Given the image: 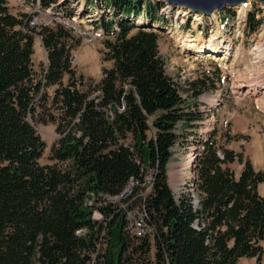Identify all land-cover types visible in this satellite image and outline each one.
Here are the masks:
<instances>
[{"label": "trees", "instance_id": "16d2710c", "mask_svg": "<svg viewBox=\"0 0 264 264\" xmlns=\"http://www.w3.org/2000/svg\"><path fill=\"white\" fill-rule=\"evenodd\" d=\"M86 7L106 11L97 25L105 35L103 59L112 66L103 70L97 93L71 69L75 43L66 29L57 24L36 32L28 15L15 16L0 0V264H152V248L153 264H237L240 258L259 264L263 172L246 161L236 178L228 166L241 157L222 149L220 158L214 137L193 132V143L203 147L196 164L199 207L186 196L176 199L168 186L175 129L190 128L200 116L184 97L196 99L206 84L185 88L167 74L159 31L151 26L168 21L161 4L86 0ZM254 15L247 31L261 24ZM33 34L47 58L39 78ZM48 123L58 137L51 164L41 165L45 145L35 126ZM148 174L149 191L141 196ZM132 179L139 183L133 205L144 207L153 237L127 233L116 206L97 207L101 217L94 219L85 204L90 193L116 195Z\"/></svg>", "mask_w": 264, "mask_h": 264}, {"label": "rangeland", "instance_id": "374dc122", "mask_svg": "<svg viewBox=\"0 0 264 264\" xmlns=\"http://www.w3.org/2000/svg\"><path fill=\"white\" fill-rule=\"evenodd\" d=\"M60 1L61 0H52V7L59 6L58 3ZM6 3L12 7L10 11L15 16L27 14L29 16L30 27L36 32L40 30V26L54 27L55 24L59 23L57 18H53V11L50 13L45 10L28 7V5H20L18 4L19 2H15V0H6ZM16 4L20 6H17ZM63 6L70 8L73 15L79 13L75 6L72 7V4L68 5L65 2ZM89 11L90 13H93L92 9ZM181 18H186V16H183L182 13L177 14L174 21H178ZM253 18H255V16H253ZM257 20L261 22V29L251 37L250 41L244 40L246 41L244 42V51L238 53L233 62L232 57L228 58L226 62H221L219 57L207 56L217 54L218 47L217 49L214 48L210 51L203 50V52L212 53L207 55H204L203 52H196L193 48L185 49V43L184 46H181L184 49L182 50L175 40L177 37L176 34L181 31L180 28L176 29L174 34H172L174 30H160L158 32V50L160 56L165 62L167 74L185 88L189 86V82H204L206 85H204L205 89H202V92L210 94L211 97L216 96L217 98V105L209 106L203 103V96L197 100H195L194 95L192 94L184 97L186 105L200 109H198L200 116L192 123L190 128L179 123L175 129L179 138L175 147L171 150L172 158L170 159L167 169L168 183L175 191H178L177 184H175V180H177V176L175 177L176 172L180 170L185 172V177L183 179L185 184H187L185 181L186 178L191 181L194 176L195 168L197 169V160L200 157L198 156L194 159L195 166H193V164L187 166L186 159L188 156H186V154L191 150V146L195 144L193 143L191 145L190 143L193 132L197 133L204 130V128L208 129L203 131L204 133L210 134L211 137L215 138L218 151L221 152L222 149L232 150L236 155L241 157L242 161L235 163L234 165L231 164V169H233L236 174L240 172L246 161H249L250 163L256 162L257 164H261L264 168V106H258L256 103V99L261 98L262 96L261 93L264 89V80L261 81L255 79L256 82L258 81L257 84L259 86L262 84L261 89H259L258 86L253 94L246 96H238L235 94L232 90V85H230L231 80L236 81L237 78L248 77L249 74H255L258 70V67L253 63V49L256 47L255 45L257 43L264 45V12L261 17L257 18ZM180 21H178V24L183 25L184 23H179ZM173 25L176 26V22H173ZM184 25L182 37H185L186 29L190 28L188 20ZM72 28L74 35H71L73 40L69 43L72 44V42H74L75 48L71 51V69L73 70L75 77L82 75L85 78L86 88L91 84L92 92L97 93L95 86L101 80L103 70L112 66L111 62L103 59V42L105 39L101 36L94 38L89 34L90 32L84 31L81 24H73ZM197 36L185 41L189 42V40L193 38H199L202 40L203 45L207 46V49L215 47V42H211V38L205 40L202 36H199V33ZM33 38L32 69L36 73L37 78H39L42 69L45 67L47 58L41 38L36 34H33ZM221 53L222 51H220L219 54ZM67 82L68 77L65 76L63 78V83L66 84ZM197 86L199 87L200 84ZM53 89V87L46 89L48 95L52 94ZM35 129L45 145L38 162L41 165L51 164V161L49 160L50 149L58 137L55 132V125L52 123L37 124ZM194 147H196V145L193 146V148ZM260 172L264 173V171ZM173 178L174 182L171 183ZM146 184L148 183L146 182ZM146 192L147 188L143 194ZM94 215L97 217L95 212ZM151 241L153 242V240ZM102 248H106V244L102 243L101 246H99V252L102 251ZM153 252L154 248H152V252L150 253L152 264Z\"/></svg>", "mask_w": 264, "mask_h": 264}, {"label": "built area", "instance_id": "2783aa9c", "mask_svg": "<svg viewBox=\"0 0 264 264\" xmlns=\"http://www.w3.org/2000/svg\"><path fill=\"white\" fill-rule=\"evenodd\" d=\"M17 1L20 2L23 0H17ZM150 3L151 4H156V3L161 4L160 13L163 14L164 17L168 20L166 25L169 27L174 26L175 32H176V29L178 28L182 30V26L188 20L190 23V29H188V31H195L199 29L200 36H204L206 40L210 39L211 37H217V39H215L213 42H217V47L219 50L218 54L207 55V54H212V53L207 52L206 55L219 57L221 62H226L228 57H230L229 55L231 54V52L232 53L234 52V54H236V52L239 50L240 47L243 48V46L241 45H242L244 38L250 41L251 37L255 33H257L259 29H261L262 27V25L260 24V26L258 27L256 31L254 32L247 31V24H248L247 21H248L249 14L256 12V15H254L255 16L254 19L257 20V18L261 17V15L264 12L263 5L255 4L253 2H250L248 6L242 5L238 7L239 9L233 7L231 8L233 10L232 12H229V8H227L223 13L215 12V13H212L211 15H208L207 17H205L204 15H200V14L190 13L189 11H186V10L182 11L178 7H171L163 0H153ZM71 4H74V2H71ZM47 12H50V8L48 9ZM105 13L106 11L101 8L94 9L93 13H88L86 15L87 21L89 22H91L92 20L99 21L102 14H105ZM180 13H182L183 16L184 15L186 16V18H181L180 19L181 21L178 20L180 21L179 23H182V24L184 23L183 25H179L178 21H174L177 17V14H180ZM109 14L110 12H107V14L104 16H107ZM65 19L66 18L64 16L57 17V21L61 22L64 25L70 26V27H73V23L76 22L75 16L70 17L69 18L70 21L65 20ZM222 21H224V23L223 25H220ZM171 22H176L177 27L175 25H172ZM187 35H190V34H187ZM176 36H177L176 37L177 40L183 39L181 31L178 34H176ZM236 42H239V44L236 45ZM220 51H222L221 54H219ZM232 83L233 81L231 80L230 85H232ZM262 94H264V89L261 95ZM201 96H203L204 104H207L209 106L217 105L216 96L211 97L210 94L201 93L197 96L195 100H197ZM203 134L204 132L202 130L197 133V136L202 139ZM191 138L192 139L190 143L192 145L194 137L191 136ZM195 145L196 147L193 148V146ZM202 150H203V147H201L200 144L197 143V144L192 145L191 150L186 154V156H188V158L186 159L187 160L186 165L189 166L190 164H193V166H195L194 159L197 158L198 156L201 157ZM218 155L220 158H222V155L219 152H218ZM176 176H177V180H175V184H177L176 186L178 187V191H175L173 188H171L170 184L168 183V179H167L168 186L171 189L174 197L177 199L181 195L186 196L192 200L191 202L194 208L199 207L200 202H201V198H199V196H201V194L195 190L196 177H197L196 168L194 171V176L192 177L191 181H189L186 178L185 181L187 182V184L183 182V179L185 177V172L183 170L176 172L175 177ZM150 179H151V174H148L147 176H145L144 183L142 184V187L144 188V190L142 191L141 196L146 195L147 192L149 191ZM146 182L148 184H146ZM173 182H174V178L171 181V183ZM138 185L139 183L132 179L116 195L99 194L98 196H95V194L90 193L85 200V204H87L89 207L92 208L93 210L92 216L94 219H100L101 217L100 212L97 207H102V206L106 207L108 205L116 206L122 213V218L124 221V230L127 233H129L131 236L137 239H142L145 237H153L154 228L147 222L148 218H147V213L144 207L135 205V204L133 205L136 199L133 195L135 194V192L138 191L137 189L139 188ZM146 188H147V192L143 194ZM94 212L97 214V217L94 215Z\"/></svg>", "mask_w": 264, "mask_h": 264}, {"label": "bare ground", "instance_id": "6f19581e", "mask_svg": "<svg viewBox=\"0 0 264 264\" xmlns=\"http://www.w3.org/2000/svg\"><path fill=\"white\" fill-rule=\"evenodd\" d=\"M221 12L223 13L224 10ZM204 16L207 17L208 15H204ZM137 22H139V21H137ZM140 24H143V23H140ZM211 42H212V40H211ZM185 44H186V46L183 45L185 49H187V48L192 49L193 48L196 52H203V50L204 51H210V50H213L214 48L217 49V42H215V47H212L211 49H207L206 48L207 46L203 45L202 40L199 38H193V39L189 40V42H185ZM209 46H212V45H209ZM255 46L256 47H254V49H253V58H254L253 63H255V65L258 67V70L256 71L255 74H249L248 77H243L240 79L237 78L236 81H233L232 90L238 96H246L249 94H253L254 91L259 86L257 84L258 81L256 82L255 79H258L261 81L264 80V45L257 43ZM261 65H262V67H261ZM256 103L258 106L259 105L264 106V94H262L261 98L256 99ZM206 130H208V129L204 128L203 131H206Z\"/></svg>", "mask_w": 264, "mask_h": 264}, {"label": "water", "instance_id": "95a60500", "mask_svg": "<svg viewBox=\"0 0 264 264\" xmlns=\"http://www.w3.org/2000/svg\"><path fill=\"white\" fill-rule=\"evenodd\" d=\"M139 3H149L153 0H128ZM171 7H178L182 11L200 15H211L215 12L225 11L229 7L238 8L248 6L250 2L264 6V0H163Z\"/></svg>", "mask_w": 264, "mask_h": 264}, {"label": "crops", "instance_id": "0c3cea01", "mask_svg": "<svg viewBox=\"0 0 264 264\" xmlns=\"http://www.w3.org/2000/svg\"><path fill=\"white\" fill-rule=\"evenodd\" d=\"M251 164L255 169V171H264V168L261 166V164H257L256 162L255 163L251 162ZM257 193L261 197H264V181L257 186ZM260 246L262 248V255L259 264H264V240L260 242ZM256 263H257L256 258H240L237 261V264H256Z\"/></svg>", "mask_w": 264, "mask_h": 264}]
</instances>
